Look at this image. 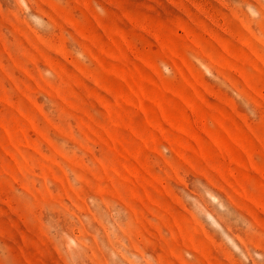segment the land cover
I'll use <instances>...</instances> for the list:
<instances>
[{
	"label": "rangeland",
	"instance_id": "rangeland-1",
	"mask_svg": "<svg viewBox=\"0 0 264 264\" xmlns=\"http://www.w3.org/2000/svg\"><path fill=\"white\" fill-rule=\"evenodd\" d=\"M0 264H264V0H0Z\"/></svg>",
	"mask_w": 264,
	"mask_h": 264
}]
</instances>
